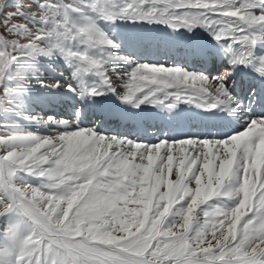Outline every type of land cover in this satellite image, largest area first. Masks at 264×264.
<instances>
[{"label":"snow or ice","instance_id":"1","mask_svg":"<svg viewBox=\"0 0 264 264\" xmlns=\"http://www.w3.org/2000/svg\"><path fill=\"white\" fill-rule=\"evenodd\" d=\"M89 12L173 30L200 27L228 58L218 76L136 64L125 74L122 102L167 111L180 103L204 112L249 111L232 95L231 76L243 65L264 78V54L256 53L264 46V0H41L31 13L35 28L14 23L23 10L9 11L8 0H0V26L15 37L0 34V99L12 91L4 84L11 66L41 55L76 66V85L65 87L81 99L117 94L107 60L92 54L116 45ZM71 13L84 23L74 25ZM77 39L85 51L73 50ZM90 73L97 84L87 82ZM57 123L66 130L54 137L0 135V217L14 219L0 231V264H264V116L222 139L155 143ZM20 173L46 182H18ZM218 198L234 206L206 207Z\"/></svg>","mask_w":264,"mask_h":264},{"label":"rangeland","instance_id":"2","mask_svg":"<svg viewBox=\"0 0 264 264\" xmlns=\"http://www.w3.org/2000/svg\"><path fill=\"white\" fill-rule=\"evenodd\" d=\"M53 2L59 5H64L68 3H80L81 0H53ZM120 2L128 3L129 0H120ZM8 3L9 11L16 9L23 10V15L17 16V20L13 21L14 23H27L30 28L40 26L39 21L34 19L31 16V13L37 11L41 0H8ZM88 15L95 17L94 23L96 27L107 37V39L111 40L113 44L116 45L115 47L101 46L97 49H93L92 54L98 58H104L107 60L105 67L113 78V83L117 87V94L124 91L122 84L124 83L125 78H127L125 74L130 73L136 64L148 63L166 65L170 67L179 66L182 68H187L191 72H203L196 69L200 60L197 61V64L196 61H193L195 66L189 67L187 58H184L183 62L179 61L178 63H173L174 56H168V53L164 51H158V54H155L157 56L154 57L156 48L159 50L165 45L161 43V40L160 44L156 43V41H151L143 45L142 39H144V37L141 38V32L136 26L145 25L146 27H149V29L145 27L147 30H150L151 28L152 30H170V32H173L178 38V43L175 45L177 48L178 46H181L180 44H182L184 39L195 42V45H190L193 50L194 46H196L200 40L206 38L207 40L215 41L207 31L200 27H197L189 32L184 29L173 30V28L162 23H147L139 21L132 22L129 20L119 19L115 21H109L100 17H96L95 14L91 12H89ZM70 19L72 23L77 26L84 23L85 21V17L80 13H71ZM0 34L8 36L9 38H15L14 36H9L7 29L2 26H0ZM149 37L150 36L148 34L147 39H149ZM71 47L77 52H83L86 50L78 39L71 43ZM181 47V56L190 51V47L188 46L183 45ZM140 48L142 50H140ZM165 48L167 49V47ZM174 50L177 52V49L174 48ZM261 54H264V46L261 47V52L257 55ZM56 56L58 57V61H56ZM56 56L49 58L41 55L23 58L11 66L8 75L4 80V84L12 91L8 96L0 99V135L30 133L41 137H54L66 130L63 125L57 123L59 121L78 123L79 127L81 128L96 127L101 122V120H97L95 117L87 118L86 120L88 121L84 120V118L81 119L80 116L82 115L83 108L76 105L74 106L73 103L75 101L83 102L86 100V98L81 99L79 96H76V98H71L64 91L67 89L65 87L66 83H72L74 86L76 85V80L73 79V73L76 70V66L67 63L62 56ZM151 56L152 58H150ZM115 57L130 58L132 62L118 60L115 59ZM168 58L173 60L168 61ZM225 62L227 61L225 60ZM226 66L228 67L229 65L223 64L219 71H217V69H213V71H207L204 73L208 74L209 76H218L227 68ZM86 80L90 84L98 83L97 77L94 73L87 74ZM41 81L44 82L43 85L40 83ZM57 81L60 82V86L53 88L52 85ZM37 89L42 93L49 91L48 97L43 95L42 99L48 100L50 104L49 107H53V109H48L46 112L41 110L39 108L38 101H36L35 104H28L31 102V98L24 94V92L26 91L25 93H28L31 91H36ZM54 91H58L60 93L61 100H58V96H55ZM64 97L69 98L71 102L64 101ZM95 98L101 99V96H96ZM105 100L108 103L120 102V100L111 92L107 93ZM78 110L79 115H77ZM48 112H50V114L45 115ZM49 117H53L54 121L49 122ZM73 123H69L67 130H72ZM33 127L37 128V130L32 129ZM40 128L43 129V131H41ZM97 131L101 134L109 136H125L124 134H120L118 132H105L103 130ZM17 181L26 182L34 186H40L46 182L45 178L39 177L37 175H28L25 173H20L17 177ZM234 203L235 202L231 200L218 198L210 201L209 205L206 207H215L217 205L230 207L234 206ZM13 222V218L0 217V231H3L9 224Z\"/></svg>","mask_w":264,"mask_h":264},{"label":"bare ground","instance_id":"3","mask_svg":"<svg viewBox=\"0 0 264 264\" xmlns=\"http://www.w3.org/2000/svg\"><path fill=\"white\" fill-rule=\"evenodd\" d=\"M140 29L141 30H146L148 32H151L153 34H158V35H161V36L162 35H165V34H168V36H171V37H168V38L165 37L164 39L167 40L168 43H170V44H172V42H173V45L175 43H177V40H175L176 39L175 38V35L172 32H170V31H167V30H157V29L156 30H152V28L150 30H147L146 28H140ZM148 42H151V40H149ZM186 42H187V45H190V41H186ZM204 47H207V48H215L216 51H218V53H217V55H218V57H217L218 58V65L221 67V65L223 63V59H224L223 56H225L224 53L221 51V47H218L214 42H211V41H209L208 43H205L204 44ZM137 50H139V49H137ZM260 50H261V48L257 47L256 48V53L258 54L260 52ZM184 56H186V55H184ZM193 59H196V60L199 59V55L197 56L195 54H192L190 56V61H192ZM178 60H180V58H178ZM214 61H212V63H211L212 66H213ZM234 73H235V75L240 74V76H239V81H237L236 82V85H234L232 87V92L234 94H237V97H239L241 99L242 94H243V91H239V87H238L241 84L240 78L241 79L243 78V80H242L243 82L244 81H247L246 87L247 88L249 87V89H250L251 87H253L254 83L256 82V78H257L258 75H257V73L255 71H253V69L251 67H245L243 65H240L237 68H235ZM249 89H246L245 90V93H247ZM263 90H264V87H263ZM243 97L244 98H243L242 103H243V105L247 109H249V111H247V112L241 111L239 113H229L227 111H224L225 117L222 120V122L225 124L226 127H222L221 125H219L216 128L215 127V123H214V124H210V130L209 131L207 130V128H208V125H207V126H204L205 127L203 129L204 131H200L199 132L200 125H198V126H194V128L191 130L192 133H190L189 135L188 134H185L183 136L184 137L185 136L213 137L214 135L215 136H227V135H230V134H232V133H234L236 131H239V130L243 129V127L246 125V123L248 122V120L254 118L255 116H258V117L259 116H264V102L261 104L260 103V100L258 99V98H261V97L264 99V92H263L262 95H257L256 93H254V95L251 97V100L250 101H248V99L250 97L247 96L246 94H244ZM103 104H107V103H103ZM179 105L181 106V107H179L181 109H183V108H189V107H184V106H187V105H183V104H179ZM123 106L127 107L126 108L127 115L132 116L133 115V112L128 109L129 108L128 107L129 105L128 104H125ZM188 106H190V105H188ZM177 108H175L174 110H177ZM160 111L167 113V110H165L163 108H160V107H156V106L155 107H150V108H142V109H139V112H141V115L142 114L143 115L144 114L145 115H148V114H152V112H160ZM226 114H229V115L226 116ZM97 118H100L99 115H98ZM165 122L168 123L169 122V119L168 118H165ZM194 131H196L195 134H193ZM147 134H149V133L148 132H145V131H142L141 134H140V136H139V138H141V137H144L145 138V136H147V139H149V141H151V142L154 141L155 142L156 140L161 139V138L164 137V133L162 135H158V134L152 135L151 133L149 135H147ZM168 139L169 140H174L176 138L169 137Z\"/></svg>","mask_w":264,"mask_h":264}]
</instances>
